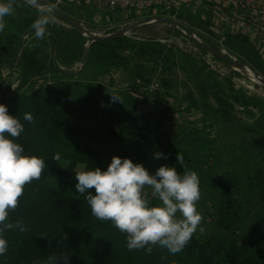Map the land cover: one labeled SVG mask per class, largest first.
Masks as SVG:
<instances>
[{
    "label": "trees",
    "instance_id": "1",
    "mask_svg": "<svg viewBox=\"0 0 264 264\" xmlns=\"http://www.w3.org/2000/svg\"><path fill=\"white\" fill-rule=\"evenodd\" d=\"M46 1L79 22L100 13L86 0ZM163 13L160 8L142 15L116 9L101 13V19L114 23L116 29L110 31L114 32L127 22ZM34 15L38 18L44 14ZM180 22L210 48L247 64L264 78V54L248 34L188 11L182 13ZM5 24L0 32V104L6 105L9 114L24 125V132L15 140L24 147L23 154L42 158L45 168L39 180L25 185L18 207L9 213V222L22 221L29 230L21 232L16 228L4 234L8 250L0 256V264H64L62 255L69 257L68 264H179L159 248L150 255L146 249L129 251L126 234L111 221H100L92 215L85 196L76 191L75 175L97 167L107 170L114 156H106L89 145L65 141L63 129L71 114L89 116L93 122L102 119L104 132L111 140H135L134 163L150 164L156 170L167 165L183 174L191 164H199L200 158L211 161V176L200 172V203L223 231L244 224L255 203L264 208V89L248 77L211 60L183 34L165 24L154 25L180 36L186 47L169 44L167 38L130 39L115 44L91 43L87 54L84 42L57 43L47 34L37 40L34 30L27 32L32 23L17 9L5 17ZM47 27L52 28L50 23ZM55 28L76 32L71 26L70 30L59 25ZM91 68L102 73L101 79L93 83L83 78ZM120 70L128 71L129 88L114 87ZM153 89L173 102L174 111L200 116L197 122L202 123V130L190 129L186 133L191 138L190 154L181 150L178 139L171 143L160 141L157 131H149L141 138L125 136L124 127H138L150 114L145 108L155 106L145 96ZM110 94L121 100L113 102ZM25 113H31L35 123L24 120ZM227 130L234 133V140L240 138L238 142L242 136L250 137L262 141V147L241 153L238 142L227 145ZM207 133L214 139H205ZM143 143H147L149 151L142 150ZM158 151L167 159H154ZM57 153L61 157L58 162L53 159ZM178 154L183 157L182 164L177 161ZM260 230L263 244L257 252L259 259L243 256L232 242L227 244L214 237L201 241L195 233L182 250V259L186 262L197 258L200 264H262L264 230Z\"/></svg>",
    "mask_w": 264,
    "mask_h": 264
},
{
    "label": "clouds",
    "instance_id": "2",
    "mask_svg": "<svg viewBox=\"0 0 264 264\" xmlns=\"http://www.w3.org/2000/svg\"><path fill=\"white\" fill-rule=\"evenodd\" d=\"M33 2L24 0L27 4ZM20 6L18 0H0V32L6 27L5 17L13 15ZM49 23V17L41 15L31 25L37 40L44 39ZM110 95L113 102L121 100ZM23 119L35 123L31 113H25ZM22 132L24 125L9 114L6 105L0 104V256L8 250L4 235L8 230H29L22 221L9 222V213L18 207L25 185L39 180L45 168L42 158L24 155V147L15 142ZM60 158L59 153L53 156L57 162ZM153 158L167 159L159 151ZM177 161L183 163L179 154ZM75 179L76 191L85 196L92 215L100 221H111L126 234L129 251L146 249L150 255L154 248H159L175 255L189 244L198 229L204 231L200 226L203 216L197 210L201 192L195 171L185 170L181 174L175 167L162 165L151 174L143 164L114 156L107 170L97 167L80 171ZM150 195L160 203L153 205ZM60 259L68 264V256L62 255Z\"/></svg>",
    "mask_w": 264,
    "mask_h": 264
},
{
    "label": "rangeland",
    "instance_id": "3",
    "mask_svg": "<svg viewBox=\"0 0 264 264\" xmlns=\"http://www.w3.org/2000/svg\"><path fill=\"white\" fill-rule=\"evenodd\" d=\"M46 1V0H45ZM35 2V1H34ZM47 2V1H46ZM87 5L91 8L97 9L100 13L95 16H90V18L84 17V20L82 21L83 24H85L88 27H91L93 25L94 27H97L98 29H94L96 31L105 33V34H113L118 31L123 30L124 28H131L134 23L127 22L125 23V27L123 24L122 28H119L118 30L114 32V29H116V25L111 22L104 21V19H101V13H105L106 9L102 8L100 3L96 0L92 1H86ZM36 4V3H35ZM47 4L51 5L49 2ZM37 5V4H36ZM38 6V5H37ZM52 7H54L52 5ZM29 8V11H31L33 14L35 12H42L44 15H47L50 19V24L53 30H55L58 33L62 34H70L72 32H65V31H59L56 30V26H63L66 27L67 30H70V26L66 25L62 19L58 18L55 14H49L46 10L40 8ZM55 8V7H54ZM57 9V8H56ZM198 15H202L203 17L207 18L208 21L212 23H216L218 25L220 24V16L217 15L214 10H209L208 13L204 7H200L198 10ZM202 11L205 13V15L202 13ZM162 17V16H160ZM89 23V24H88ZM154 24L156 23H146L143 25L138 33L134 36L133 39L135 40H149L151 38H167L169 44L174 43V45L178 46L179 48L186 47L185 42L180 36L175 35L171 31H167L162 29V27H156ZM93 29V28H92ZM109 32V33H108ZM163 40V39H162ZM161 40V41H162ZM221 54V53H220ZM224 57L228 58L224 53H222ZM133 67V65H131ZM101 71L98 69H88L84 73V79L87 81H90L89 83L95 82L97 79H101ZM129 73L128 71H118L116 72L115 76V85L114 87L116 89H126L130 87L129 83ZM146 98L155 106H150L145 108V112H150V114L146 115L141 122H139V126H135L133 124H128L124 127V134L127 138H133V137H142L147 136V134H150L149 131H157L159 140L165 143H171L175 139L180 140L181 150L183 152H187L188 154L191 153L192 144L190 142V137L187 133V131H190V129H196V130H202L201 122H197V120L200 119V116L198 114H192L189 115L186 111H174L172 108L174 105L171 100H167L164 98V96L161 94L158 90H150L145 94ZM153 100H159V102H155ZM175 104V103H174ZM175 107H178L181 109V107L178 106V104L175 105ZM140 109H143L140 107ZM88 130V133H79L75 132L74 130ZM105 124L100 119L97 122H93L89 116H80L76 114H71L68 116L65 127L63 129V138L65 141L69 143H77L81 145H89L96 150L100 151L102 154L106 156H119L121 158H130L132 161H136L135 159V151L137 147V143L135 140H129L124 143H120L114 140L109 139L105 132ZM225 137L227 139V145L231 143V141H236L239 139H235L234 133L230 130H227L225 132ZM214 135L205 134V139H214ZM238 148L239 151L247 152L252 151L253 147H257V149L262 147V141L259 140H253L250 137H241V142H238ZM143 151H149V147L147 143H143L141 145ZM199 164H191L189 168V171H195L198 174V177L200 178L201 173L204 172L208 177L211 176V161H207L204 158H200ZM143 166L149 170L151 174H155L156 169L151 166L150 164H143ZM201 172V173H200ZM59 182V181H56ZM150 200L152 201L153 205H158L160 202L155 198L149 196ZM201 200H199L197 204V210L200 212V214L203 216V220L201 223V227L204 228V231L201 233L199 229L195 233L199 240L205 241L211 237L221 239L225 243H234L236 247L240 250V252L243 254V256L252 257L255 259H259L257 252L262 247L263 239L261 237V230L260 228H263L264 230V220L262 218L264 217V208L260 206L259 203H255L253 206H251V215L246 220L244 224L239 226L238 228H235L232 231L226 232L221 229H219L215 223L209 218L207 215L205 208L201 206ZM166 255L174 259L179 264H200L197 261V258H193L191 260H186V262L183 261V253L182 251L172 255L170 254L167 249H161ZM221 264H228L222 262ZM262 264H264V259L262 260Z\"/></svg>",
    "mask_w": 264,
    "mask_h": 264
},
{
    "label": "built area",
    "instance_id": "4",
    "mask_svg": "<svg viewBox=\"0 0 264 264\" xmlns=\"http://www.w3.org/2000/svg\"><path fill=\"white\" fill-rule=\"evenodd\" d=\"M92 1V0H86ZM106 10H134L142 15L155 8L164 10L162 17L180 22L183 12L198 13L204 7L220 16V24L234 32L246 33L264 51V0H96ZM205 15V13L202 11ZM153 17L147 16L144 18ZM205 17V16H204ZM143 19V18H141ZM133 21L132 23H135ZM150 23V22H147ZM181 23V22H180ZM146 24V23H145ZM144 24V25H145ZM225 54V53H224ZM231 60H237L225 54Z\"/></svg>",
    "mask_w": 264,
    "mask_h": 264
},
{
    "label": "water",
    "instance_id": "5",
    "mask_svg": "<svg viewBox=\"0 0 264 264\" xmlns=\"http://www.w3.org/2000/svg\"><path fill=\"white\" fill-rule=\"evenodd\" d=\"M43 3H47L45 0H42ZM49 5V4H48ZM51 9H53L54 14L64 20L69 26L76 30L75 33L70 34H62L58 33L52 28L46 27V34L56 40L57 43L61 42H84L86 47V53L88 54V47L91 43L100 42V43H108L115 44L128 41L133 39L134 36L138 33L140 28L147 22L150 23H160L165 24L181 34H183L188 40L193 42V44L206 56H208L211 60L215 61L219 65L229 68L233 71L239 72L244 76L248 77L251 81L259 85V87L264 89V78L260 76L257 72H255L250 66L245 63H241L237 60H231L229 58L224 57L220 53L216 52L212 48H210L203 39H201L195 32L191 31L188 27L183 25L180 22H176L174 20L165 18V17H148L137 20L131 27L130 32L122 37L115 39L111 37V34H105L99 31L92 29L91 27L86 26L82 22H79L73 18L68 17L67 15L60 12L58 9L49 5ZM25 18H27L32 24L37 19V17L29 11L28 8L20 6L16 8ZM33 29L28 30L27 32H31ZM94 35L97 36V39L92 40L91 42H86L84 40L85 36ZM220 54L221 56L217 55ZM87 58V57H86ZM250 74L252 77L248 76L246 73Z\"/></svg>",
    "mask_w": 264,
    "mask_h": 264
},
{
    "label": "bare ground",
    "instance_id": "6",
    "mask_svg": "<svg viewBox=\"0 0 264 264\" xmlns=\"http://www.w3.org/2000/svg\"><path fill=\"white\" fill-rule=\"evenodd\" d=\"M34 1L35 2H33L31 4H28V5H31L32 7L38 8V6L36 4L37 3H41L42 6H40V8L46 10L47 12H49V14H52V15L54 14L53 9H51L47 3H43L42 0H34ZM18 2L19 3H24V0H18ZM22 5H27V4H22ZM130 30H131V28H126V29L124 28L121 31H118L116 33L111 34V37H113L115 39L122 38V37L126 36L130 32ZM85 37L87 38V41L86 42H91L92 40L98 38L97 36H94V35H88V36H85ZM217 55L221 56L220 54H217ZM246 74L248 76L252 77L250 74H248V73H246Z\"/></svg>",
    "mask_w": 264,
    "mask_h": 264
},
{
    "label": "crops",
    "instance_id": "7",
    "mask_svg": "<svg viewBox=\"0 0 264 264\" xmlns=\"http://www.w3.org/2000/svg\"><path fill=\"white\" fill-rule=\"evenodd\" d=\"M261 50V49H260ZM261 52L264 54V51L263 50H261Z\"/></svg>",
    "mask_w": 264,
    "mask_h": 264
}]
</instances>
